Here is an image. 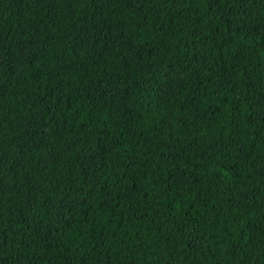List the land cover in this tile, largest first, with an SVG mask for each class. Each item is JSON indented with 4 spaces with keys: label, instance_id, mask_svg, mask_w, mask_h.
<instances>
[{
    "label": "trees",
    "instance_id": "1",
    "mask_svg": "<svg viewBox=\"0 0 264 264\" xmlns=\"http://www.w3.org/2000/svg\"><path fill=\"white\" fill-rule=\"evenodd\" d=\"M0 264H264V0H0Z\"/></svg>",
    "mask_w": 264,
    "mask_h": 264
}]
</instances>
